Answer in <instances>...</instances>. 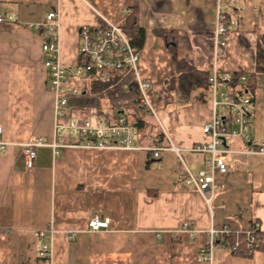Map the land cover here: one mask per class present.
<instances>
[{
  "label": "crops",
  "instance_id": "0c3cea01",
  "mask_svg": "<svg viewBox=\"0 0 264 264\" xmlns=\"http://www.w3.org/2000/svg\"><path fill=\"white\" fill-rule=\"evenodd\" d=\"M218 10L227 34L216 54ZM52 11L58 13L65 66L77 62L81 26L102 19L121 26L130 15L136 18L145 32L137 49L139 74L150 83L163 143L171 141L180 156L172 150L154 158L144 150L82 147L61 148L55 156L50 146H41L27 167L20 144L35 137L51 142L54 134L44 37L27 24L43 22ZM0 15L16 18L0 22V126L8 144L0 153V264H264V248L245 256L215 246L209 260H198L211 226L258 223L264 232V154L254 153L264 140V73L256 75L251 97L250 138L227 141L235 152L224 155L228 171L215 173L207 203L179 171L187 167L197 175L207 169L209 155L188 148L206 139L202 127L212 116L211 92L199 88L185 97L169 87L177 69L158 33L173 31L177 59L195 69L247 76L264 31V0H0ZM82 99H71L80 119L94 112ZM95 215L110 218L106 229H88ZM43 243L51 249L48 261L39 257Z\"/></svg>",
  "mask_w": 264,
  "mask_h": 264
},
{
  "label": "built area",
  "instance_id": "2783aa9c",
  "mask_svg": "<svg viewBox=\"0 0 264 264\" xmlns=\"http://www.w3.org/2000/svg\"><path fill=\"white\" fill-rule=\"evenodd\" d=\"M11 15H0V22L15 20ZM226 17L218 10L217 23L214 30L215 53L225 46L227 34ZM234 25L235 22L231 21ZM29 29H34L43 34L41 49L44 54L43 65L47 70V87L54 95V124L53 139L46 142L42 137H35L21 143L22 153L27 167H31L36 158L37 148L50 146L54 155L59 156V149L66 147H82L89 149H120L144 150L156 158L162 150H172L180 156V148L171 141L165 146L161 135L154 134L145 143H138L134 128L127 123L123 116L113 123L106 122L95 115L80 119L72 110L71 99L82 94V87H78L81 80L98 79L106 81L110 71L120 69L122 66L132 70L134 79L132 83L138 89V104L148 110L155 118V110L151 101L150 83L140 77L138 70L139 54L130 43L129 38L122 28L111 21L102 19L96 26L83 25L79 29L78 59L74 65L65 66L59 59V23L58 13L49 12L43 22L27 24ZM230 74H218L215 70L209 75L208 90L211 92L212 116L202 127L206 139L196 142L188 151L205 153L209 155L206 160L207 169L200 168L197 175H193L187 167L179 171L185 185H193L203 196L214 182L215 173L226 174L228 171L224 155L234 153L227 141L230 139L250 138V110L251 97L239 87L229 85ZM247 77H240L245 82ZM227 86L219 89V85ZM127 87V85H124ZM95 114V113H94ZM0 126V153L8 145L1 138ZM252 152V151H247ZM254 153L264 154V140H262ZM205 197V196H204ZM209 203L210 198L205 197ZM108 216H92L87 223L88 229L97 231L106 229L109 225ZM186 225V224H185ZM190 235L195 232L188 228ZM43 237L44 231L36 232ZM206 241L200 249L199 261L209 260L215 246H224L233 253L245 250L252 254L254 250L264 247V234L258 223L245 229H233L224 224L219 227L211 226L205 231ZM51 249L43 243L39 257L48 261Z\"/></svg>",
  "mask_w": 264,
  "mask_h": 264
},
{
  "label": "trees",
  "instance_id": "16d2710c",
  "mask_svg": "<svg viewBox=\"0 0 264 264\" xmlns=\"http://www.w3.org/2000/svg\"><path fill=\"white\" fill-rule=\"evenodd\" d=\"M120 27L136 49L142 47L145 32L143 28L138 26L133 15H130ZM158 33L165 39L177 69V77L168 82L170 83L169 87L177 88L185 97L192 90L208 88V71L195 69L189 62L177 59L174 44L175 33L166 30H160ZM259 73H264V31L259 34L254 70L246 76L245 82L240 80V77L244 74L243 72H234L230 75L228 83L233 88L239 87L241 91H246L252 97L256 75ZM133 79L132 70L122 66L120 69L110 71L109 78L106 81L87 80L86 85L82 87L81 95L93 98V103L89 108H93L95 115L103 118L106 122L113 123L118 117L123 116L127 123L134 128L138 143H145L154 134H159L163 138L156 119L148 110L139 106V92L132 83ZM124 85H127V87H124ZM102 102H106V108H103ZM237 254L249 255L245 250H241Z\"/></svg>",
  "mask_w": 264,
  "mask_h": 264
},
{
  "label": "rangeland",
  "instance_id": "374dc122",
  "mask_svg": "<svg viewBox=\"0 0 264 264\" xmlns=\"http://www.w3.org/2000/svg\"><path fill=\"white\" fill-rule=\"evenodd\" d=\"M86 83H87V81L86 80H81L80 79V81H79V83L77 84L78 85V87H83L84 85H86ZM78 97H82V98H84V99H82V101H83V103L84 104H91V103H93V98L92 97H90V96H85V95H80V96H78ZM77 97V98H78ZM70 102L72 103V100H70ZM102 105H103V108H106V106H107V104H106V102H102ZM90 106H88V108H89ZM93 109V108H92ZM156 108L154 107V110H155ZM156 111V110H155ZM83 117H90V119H92V120H94V117H95V114H94V112H92V111H90V112H85L84 114H83ZM155 119H156V121H157V118L155 117Z\"/></svg>",
  "mask_w": 264,
  "mask_h": 264
}]
</instances>
